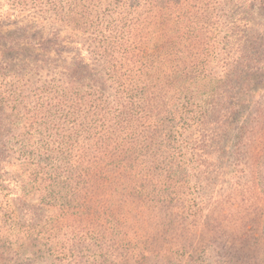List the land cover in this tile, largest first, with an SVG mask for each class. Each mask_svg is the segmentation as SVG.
I'll return each mask as SVG.
<instances>
[{
    "label": "trees",
    "instance_id": "obj_1",
    "mask_svg": "<svg viewBox=\"0 0 264 264\" xmlns=\"http://www.w3.org/2000/svg\"><path fill=\"white\" fill-rule=\"evenodd\" d=\"M10 3L49 19L53 30L21 46L0 28V256L22 238L31 245L19 243L23 251L42 252L35 241L42 236L30 231L44 205L85 221L137 217L143 230L146 214L161 225L152 220L161 197L183 191L194 162H222L244 175L235 189L254 194L260 225L264 0ZM67 36L81 41L87 57L72 52L66 43L76 41ZM175 175L186 180L173 187ZM170 200L171 212L189 217L190 236L199 227L189 206ZM256 225L247 229L257 232ZM221 227L201 232L210 241ZM150 236L157 245L158 232Z\"/></svg>",
    "mask_w": 264,
    "mask_h": 264
},
{
    "label": "rangeland",
    "instance_id": "obj_2",
    "mask_svg": "<svg viewBox=\"0 0 264 264\" xmlns=\"http://www.w3.org/2000/svg\"><path fill=\"white\" fill-rule=\"evenodd\" d=\"M261 16L256 10L255 22L262 21ZM50 25L49 19L40 14L19 10L10 0H0V28L17 44L22 46L33 37L49 35L53 30ZM60 36L66 35L61 32ZM69 39L76 41L66 43L77 48L72 52H77L79 58L87 57L81 41L67 36ZM261 97L264 98V89ZM16 165L27 167L24 162ZM199 174L202 180H199ZM185 180L184 176L175 175L170 182L176 187ZM243 181L244 175L233 166L223 167L222 162H194L189 181L181 184L183 191H172L169 196L161 197V213L152 220H163V223L150 225L145 214L143 230L137 228L140 224L136 222L137 217L125 222L117 216H102L99 222L85 221L74 213L44 205L43 219L39 222L36 217L35 222L40 224L30 231L42 236L39 241L35 240L42 252L36 251L37 247L23 251L24 247H18L19 243L27 245L22 238L8 254L0 256V264H264V238L256 242L254 237L256 233L258 237L264 236V220L259 226L254 222V194L242 196L236 192L235 188ZM177 196L184 198L193 225L199 227L193 228L190 236L189 217L182 221L170 209L171 203H175L170 198ZM36 197L35 194L31 201ZM259 200L262 202L263 198L259 196ZM168 212L174 217L172 227L166 223ZM215 223L222 225L221 235L209 241L201 230ZM253 224L257 226V232L247 229ZM244 230L246 236L242 234ZM155 231L159 234L157 245L151 236L148 237ZM139 235L143 236L141 243L135 237ZM158 244L162 246L159 249ZM175 246H181V251H174ZM169 248L173 251L171 255H168Z\"/></svg>",
    "mask_w": 264,
    "mask_h": 264
}]
</instances>
